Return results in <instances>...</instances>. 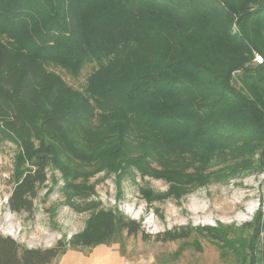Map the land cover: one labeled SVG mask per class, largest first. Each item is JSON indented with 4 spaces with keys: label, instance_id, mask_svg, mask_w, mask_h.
Masks as SVG:
<instances>
[{
    "label": "trees",
    "instance_id": "1",
    "mask_svg": "<svg viewBox=\"0 0 264 264\" xmlns=\"http://www.w3.org/2000/svg\"><path fill=\"white\" fill-rule=\"evenodd\" d=\"M84 71V83H70ZM0 140L28 165L7 198L17 214L33 212L48 144L77 164L162 180L173 197L264 171V0H0ZM260 217L247 237L232 227L195 232L222 257L230 249L238 264H262ZM122 233L146 239L139 223L100 209L51 248L0 235V264H54Z\"/></svg>",
    "mask_w": 264,
    "mask_h": 264
},
{
    "label": "rangeland",
    "instance_id": "2",
    "mask_svg": "<svg viewBox=\"0 0 264 264\" xmlns=\"http://www.w3.org/2000/svg\"><path fill=\"white\" fill-rule=\"evenodd\" d=\"M87 72L77 82L70 79V83H84ZM234 78H239L238 73ZM89 135L92 136L91 132ZM84 136L82 130L71 132V138L82 147ZM48 145L50 162L46 180L38 187L33 212L17 214L7 208V198L17 174L23 173L28 165L17 144L0 140V235L22 246L44 249L55 246L58 241L67 242L100 209L116 211L140 224L146 239L141 233L130 237L122 233L115 242L121 254L127 252L137 264H238L230 249L222 257L195 229L232 227L236 231L241 229L236 235L247 237L251 233L248 224L255 222L258 213L263 228L258 242L264 244L262 169L243 173L224 184L211 183L173 197L169 194V184L162 180L123 168L115 171L108 167L90 168ZM185 229L192 230L187 240L160 242L155 239L165 232L178 233ZM194 242L201 246L200 251L187 246Z\"/></svg>",
    "mask_w": 264,
    "mask_h": 264
},
{
    "label": "crops",
    "instance_id": "3",
    "mask_svg": "<svg viewBox=\"0 0 264 264\" xmlns=\"http://www.w3.org/2000/svg\"><path fill=\"white\" fill-rule=\"evenodd\" d=\"M55 264H137L128 253L121 254L119 245H97L91 248L69 249ZM140 264V263H139Z\"/></svg>",
    "mask_w": 264,
    "mask_h": 264
},
{
    "label": "built area",
    "instance_id": "4",
    "mask_svg": "<svg viewBox=\"0 0 264 264\" xmlns=\"http://www.w3.org/2000/svg\"><path fill=\"white\" fill-rule=\"evenodd\" d=\"M254 62H255L256 64L260 65V64L263 63V59H262L261 56H259V55H255V57H254Z\"/></svg>",
    "mask_w": 264,
    "mask_h": 264
}]
</instances>
